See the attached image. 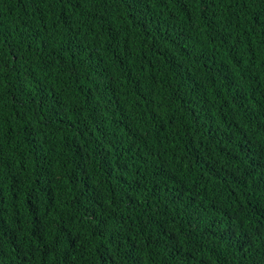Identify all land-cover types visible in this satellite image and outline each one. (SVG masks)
I'll return each mask as SVG.
<instances>
[{
    "label": "trees",
    "instance_id": "1",
    "mask_svg": "<svg viewBox=\"0 0 264 264\" xmlns=\"http://www.w3.org/2000/svg\"><path fill=\"white\" fill-rule=\"evenodd\" d=\"M0 264H264V0H0Z\"/></svg>",
    "mask_w": 264,
    "mask_h": 264
}]
</instances>
